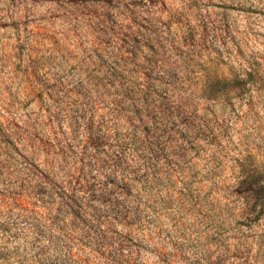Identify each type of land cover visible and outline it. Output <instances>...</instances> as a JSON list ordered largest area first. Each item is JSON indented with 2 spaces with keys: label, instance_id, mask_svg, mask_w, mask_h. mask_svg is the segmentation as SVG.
<instances>
[{
  "label": "rangeland",
  "instance_id": "rangeland-1",
  "mask_svg": "<svg viewBox=\"0 0 264 264\" xmlns=\"http://www.w3.org/2000/svg\"><path fill=\"white\" fill-rule=\"evenodd\" d=\"M0 264H264V0H0Z\"/></svg>",
  "mask_w": 264,
  "mask_h": 264
}]
</instances>
